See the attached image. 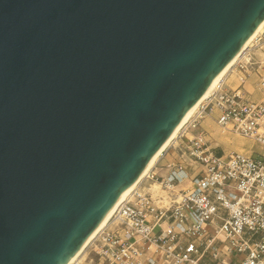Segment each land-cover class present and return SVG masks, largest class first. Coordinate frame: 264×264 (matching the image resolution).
<instances>
[{"label":"water","instance_id":"obj_1","mask_svg":"<svg viewBox=\"0 0 264 264\" xmlns=\"http://www.w3.org/2000/svg\"><path fill=\"white\" fill-rule=\"evenodd\" d=\"M264 24V0H0V264H67Z\"/></svg>","mask_w":264,"mask_h":264},{"label":"built area","instance_id":"obj_2","mask_svg":"<svg viewBox=\"0 0 264 264\" xmlns=\"http://www.w3.org/2000/svg\"><path fill=\"white\" fill-rule=\"evenodd\" d=\"M229 134L249 148L216 153ZM167 147L68 264H264V24Z\"/></svg>","mask_w":264,"mask_h":264},{"label":"bare ground","instance_id":"obj_3","mask_svg":"<svg viewBox=\"0 0 264 264\" xmlns=\"http://www.w3.org/2000/svg\"><path fill=\"white\" fill-rule=\"evenodd\" d=\"M263 26V25H262ZM261 26V27H262ZM260 27V29H261ZM259 29V30H260ZM258 30V31H259ZM257 31V32H258ZM256 32V33H257ZM256 33L250 38V40L256 35ZM250 40L239 50V52L232 58V60L229 62V64L227 65V67H225L218 75L217 77L211 82V84L207 87V89L204 91V93L199 97V99L196 101V103L194 104V106L191 108V110L189 111V113L187 114V116H185L182 121L179 123V125L175 128V130L173 131V133L171 134V136L169 137V139L165 142V144L158 150V152L153 156V158L151 159V161L148 163L147 167L143 170V172L139 175V177L135 180L133 186L131 188H129L127 191L124 192V194L122 195L121 199L110 209L109 213L102 219V221L100 222V225L95 229V231L91 234V236L83 243V245L78 249V251L74 254V256L68 261V263L74 259L75 257L79 256L80 254L83 253L86 245L88 244V242L91 240V238L97 233V231H99L105 224L106 222L109 220V218L111 217V215L113 214V212L115 211V209L117 208V206L119 205V203L123 200V198L129 194L133 188L136 186V184L139 182V180L148 172V170L154 166L155 162L159 159V156L162 154V152L166 149V147L171 143V141L174 140V138L177 136L180 128L190 119V117L194 114V112L196 111L197 107L199 106V104L206 99L211 91L213 90L214 86L216 85V83L225 75V73L228 71V69L230 68V66L234 63V61L237 59L239 53L241 52V50L250 42ZM153 188V189H152ZM151 190H153L154 195H161V189L160 186L157 184H153ZM67 263V264H68Z\"/></svg>","mask_w":264,"mask_h":264},{"label":"rangeland","instance_id":"obj_4","mask_svg":"<svg viewBox=\"0 0 264 264\" xmlns=\"http://www.w3.org/2000/svg\"><path fill=\"white\" fill-rule=\"evenodd\" d=\"M259 54V53H258ZM232 80V78L230 79ZM250 82H253L251 80ZM247 89L252 90L253 85L252 83L247 84ZM204 120V119H203ZM205 123L208 121L209 123H212L214 126V123L209 119L208 117L204 120ZM206 127V126H205ZM190 137V135H188ZM178 141H186L185 136L178 138ZM212 145L214 146L216 142L218 143L215 148V152L220 153H230L235 150H242V149H248L249 148V141L245 140L244 138L240 136H233V135H224L221 137L220 141H211ZM257 148V146H256ZM179 158V150L178 148L173 147H166V149L162 152V154L159 156L158 163H156L154 170L157 173H163L165 171V166L168 162L175 161ZM149 184H155V183H146L145 187L148 188ZM152 188V186H150ZM153 189V188H152ZM153 191V190H152Z\"/></svg>","mask_w":264,"mask_h":264}]
</instances>
